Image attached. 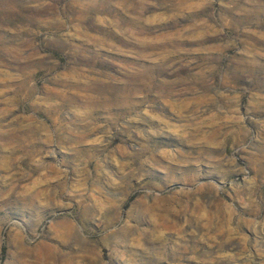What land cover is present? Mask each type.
Returning <instances> with one entry per match:
<instances>
[{
  "label": "rangeland",
  "instance_id": "rangeland-1",
  "mask_svg": "<svg viewBox=\"0 0 264 264\" xmlns=\"http://www.w3.org/2000/svg\"><path fill=\"white\" fill-rule=\"evenodd\" d=\"M0 264H264V0H0Z\"/></svg>",
  "mask_w": 264,
  "mask_h": 264
},
{
  "label": "bare ground",
  "instance_id": "bare-ground-1",
  "mask_svg": "<svg viewBox=\"0 0 264 264\" xmlns=\"http://www.w3.org/2000/svg\"><path fill=\"white\" fill-rule=\"evenodd\" d=\"M83 97H85V96H83ZM87 98H89V97H87ZM85 100H86V98H85ZM118 100V99H117ZM90 101H92V100H90ZM105 101H106V99H105ZM109 101H111L112 102V100H110L109 99ZM115 101V100H114ZM103 102V101H102ZM117 103L119 104V105H122L123 103H126V99H120L119 101H117ZM107 104V103H106ZM113 105V104H112ZM126 110H124V108H122L121 110H119V113L118 114H126V112H125ZM87 129V128H86Z\"/></svg>",
  "mask_w": 264,
  "mask_h": 264
}]
</instances>
